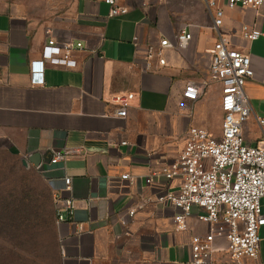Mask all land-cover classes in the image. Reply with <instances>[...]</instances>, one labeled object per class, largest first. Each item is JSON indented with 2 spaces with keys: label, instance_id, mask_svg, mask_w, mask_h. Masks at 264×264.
Wrapping results in <instances>:
<instances>
[{
  "label": "crops",
  "instance_id": "1",
  "mask_svg": "<svg viewBox=\"0 0 264 264\" xmlns=\"http://www.w3.org/2000/svg\"><path fill=\"white\" fill-rule=\"evenodd\" d=\"M219 2L220 33L251 58L254 76L245 90L252 111L243 135L256 145L263 136L264 36L249 40L242 28L264 31V10ZM118 3L128 12L110 17L104 0H0V145L27 159L45 184L59 264H194L192 235L205 234L209 224L198 220L203 211L195 208L188 229L176 231L175 209L157 201L176 180L154 173L178 156L191 126L220 134L222 86L210 71L218 32L204 0ZM183 26L192 34L190 44L167 49L165 65L154 59L153 69L144 70L147 45L162 37L175 44ZM49 35L84 47L72 54L75 67L45 60L44 83L34 84L32 62L42 59ZM189 81L208 86L193 110L183 113L179 103ZM128 93L134 97L127 116H118L114 99ZM65 148L79 151L50 163L52 152ZM125 173L134 181L122 179ZM66 175L72 177L75 218L57 223L53 194ZM259 234V256L244 264H264V226ZM216 246L212 264H232L225 240Z\"/></svg>",
  "mask_w": 264,
  "mask_h": 264
},
{
  "label": "built area",
  "instance_id": "2",
  "mask_svg": "<svg viewBox=\"0 0 264 264\" xmlns=\"http://www.w3.org/2000/svg\"><path fill=\"white\" fill-rule=\"evenodd\" d=\"M110 6L109 16H120L128 12L118 0H104ZM212 16L213 28L218 39L212 48L210 71L215 80L221 83V108L223 119L220 134L191 126L187 132L183 148L178 156L164 165L158 172L168 180H176V186L157 196V201L175 209L174 228L178 232L188 229L189 218L194 209L202 210L198 220L209 224L205 234H193L191 238V258L194 264H212L213 254L218 249L217 239H224L226 251L232 264H244L245 260L257 259L260 253V228L264 226V117L258 118L263 136L256 145L245 141L243 126L251 115V106L245 86L253 78L249 54L230 47L229 41L222 36L219 28L223 24L224 9L219 0H204ZM229 8L252 6L264 10V0H226ZM50 33V30H48ZM242 34L249 40L264 36L257 26L244 25ZM176 43L162 37L157 44L146 47L147 63L144 70L153 69V60L166 64L165 51L177 46L186 48L192 39L188 26L180 28ZM138 37H134L137 44ZM80 41L70 40L59 43L49 35L43 48L42 59L32 62L34 84L44 83V62L50 60L56 65L75 67L72 58L74 51L82 49ZM208 86L206 81L186 83L179 103L180 111L189 113L194 104L203 96ZM134 94L116 96L114 101L119 108L117 115L126 117ZM79 150L65 148L52 152L50 163L65 162ZM39 167V166H38ZM151 174L146 178L151 183ZM121 178L134 181L129 173ZM63 187L53 194L57 223L74 221L76 200L71 195L72 177H63ZM136 209L129 210L134 216ZM126 224V220H122Z\"/></svg>",
  "mask_w": 264,
  "mask_h": 264
},
{
  "label": "rangeland",
  "instance_id": "3",
  "mask_svg": "<svg viewBox=\"0 0 264 264\" xmlns=\"http://www.w3.org/2000/svg\"><path fill=\"white\" fill-rule=\"evenodd\" d=\"M56 243L40 174L0 145V264H59Z\"/></svg>",
  "mask_w": 264,
  "mask_h": 264
},
{
  "label": "water",
  "instance_id": "4",
  "mask_svg": "<svg viewBox=\"0 0 264 264\" xmlns=\"http://www.w3.org/2000/svg\"><path fill=\"white\" fill-rule=\"evenodd\" d=\"M30 159V158H29ZM31 160V159H30ZM44 161H48L46 158H43ZM51 160V158L49 159ZM42 162V160L38 163V164H35L37 167L40 165V163ZM23 164L26 166L28 165V160L27 159H24L23 160Z\"/></svg>",
  "mask_w": 264,
  "mask_h": 264
},
{
  "label": "trees",
  "instance_id": "5",
  "mask_svg": "<svg viewBox=\"0 0 264 264\" xmlns=\"http://www.w3.org/2000/svg\"><path fill=\"white\" fill-rule=\"evenodd\" d=\"M56 247H57V243H56ZM57 255H58V251H57ZM58 262H59V256H58Z\"/></svg>",
  "mask_w": 264,
  "mask_h": 264
}]
</instances>
